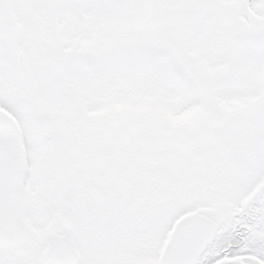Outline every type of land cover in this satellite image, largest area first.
Returning a JSON list of instances; mask_svg holds the SVG:
<instances>
[{
	"label": "snow or ice",
	"instance_id": "6c2138e0",
	"mask_svg": "<svg viewBox=\"0 0 264 264\" xmlns=\"http://www.w3.org/2000/svg\"><path fill=\"white\" fill-rule=\"evenodd\" d=\"M0 264H264V0H0Z\"/></svg>",
	"mask_w": 264,
	"mask_h": 264
}]
</instances>
